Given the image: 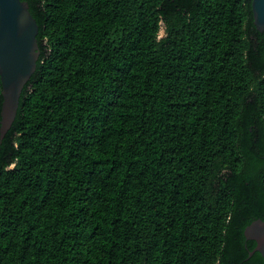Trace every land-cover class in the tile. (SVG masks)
I'll list each match as a JSON object with an SVG mask.
<instances>
[{"label":"trees","instance_id":"trees-1","mask_svg":"<svg viewBox=\"0 0 264 264\" xmlns=\"http://www.w3.org/2000/svg\"><path fill=\"white\" fill-rule=\"evenodd\" d=\"M22 1L39 57L0 139V264H264L252 0Z\"/></svg>","mask_w":264,"mask_h":264},{"label":"water","instance_id":"water-1","mask_svg":"<svg viewBox=\"0 0 264 264\" xmlns=\"http://www.w3.org/2000/svg\"><path fill=\"white\" fill-rule=\"evenodd\" d=\"M253 24L264 31V0H252ZM38 24L22 0H0V139L14 121L21 90L36 69L39 57ZM256 243L253 252L264 259V220L256 219L244 229Z\"/></svg>","mask_w":264,"mask_h":264},{"label":"rangeland","instance_id":"rangeland-1","mask_svg":"<svg viewBox=\"0 0 264 264\" xmlns=\"http://www.w3.org/2000/svg\"><path fill=\"white\" fill-rule=\"evenodd\" d=\"M163 35V29L160 30V36Z\"/></svg>","mask_w":264,"mask_h":264}]
</instances>
